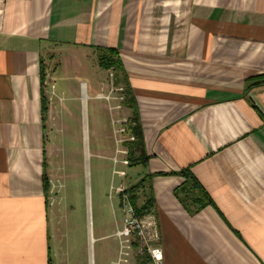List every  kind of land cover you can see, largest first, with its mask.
Instances as JSON below:
<instances>
[{"label": "crops", "instance_id": "0c3cea01", "mask_svg": "<svg viewBox=\"0 0 264 264\" xmlns=\"http://www.w3.org/2000/svg\"><path fill=\"white\" fill-rule=\"evenodd\" d=\"M109 49L138 110L146 159L127 166L142 167L130 177L147 193L139 207L154 199L139 216L158 233L150 245L164 264H264V0H0V264H79L49 206L45 64ZM122 105L117 145L118 123L134 140ZM184 171L198 186L183 188ZM122 228L111 264H151ZM80 264H98L95 250Z\"/></svg>", "mask_w": 264, "mask_h": 264}, {"label": "rangeland", "instance_id": "374dc122", "mask_svg": "<svg viewBox=\"0 0 264 264\" xmlns=\"http://www.w3.org/2000/svg\"><path fill=\"white\" fill-rule=\"evenodd\" d=\"M73 54L64 52L68 57ZM98 56L95 51L88 55L80 52L78 61L68 58L62 62L54 56L45 64L51 76L46 85L45 100L51 104V112L46 117L44 151L46 176L51 180L49 206L56 212V219H60L61 212L64 214L61 227L74 239V256L79 264L83 256L87 259L90 247L95 250L98 264H111L109 251L117 242L112 233L115 222L123 219L118 200L126 197L134 206L130 177L134 180V171L142 168L129 169L127 164L114 160L117 146L121 150L118 156L128 159L126 143L133 141L121 131L126 128L124 123L117 124L122 134L119 145L113 131V110L116 115L122 112L125 83L120 70L113 72L117 75L115 81L110 72L98 68ZM101 81L105 84L102 97L96 96ZM81 82L88 85L85 102L80 98ZM119 116L123 119L122 114ZM120 169L125 175L117 172ZM120 184L124 191L118 194ZM134 194L135 206L139 207L147 193L139 188ZM99 235L102 238L92 239ZM67 244L69 249L71 245Z\"/></svg>", "mask_w": 264, "mask_h": 264}, {"label": "trees", "instance_id": "16d2710c", "mask_svg": "<svg viewBox=\"0 0 264 264\" xmlns=\"http://www.w3.org/2000/svg\"><path fill=\"white\" fill-rule=\"evenodd\" d=\"M99 64L100 66L105 69H112L115 73L116 70H123L122 62L120 61L118 54L115 50L109 49L106 51H100L99 52ZM117 80V75L115 76ZM124 104H126L131 110H132V121L134 122L133 126L131 127V133L134 136V140L126 143L128 146V161L130 164H137V163H142L146 159L145 154H144V149H143V142H142V135H141V127L139 124V118H138V110L137 106L135 103V98L132 92L130 91L129 88H126L125 90V96H124ZM43 110L44 112L47 110V103L46 100L44 99L43 103ZM184 176L186 177V181L183 184V188L187 187H196L198 186V183L190 176L188 172L185 173L184 171ZM49 180L45 177V188L46 190L49 189ZM142 183H138L136 185H133L129 188L131 192H134L141 187ZM132 193V203L134 204V209L137 213L138 216L144 214L147 211H150V209L154 206V199L153 197L149 198L142 206L136 207V202H135V194ZM134 198V199H133ZM205 204V201L199 203V206H202Z\"/></svg>", "mask_w": 264, "mask_h": 264}, {"label": "built area", "instance_id": "2783aa9c", "mask_svg": "<svg viewBox=\"0 0 264 264\" xmlns=\"http://www.w3.org/2000/svg\"><path fill=\"white\" fill-rule=\"evenodd\" d=\"M124 164H128V159L123 161ZM121 175H125L124 171H117ZM121 186L117 187L118 194L123 192ZM123 197H125L123 195ZM121 206L123 210V228L117 231L118 237L123 238L125 246H131L137 241L145 243V250L149 253L151 258V264H164V256L161 248L150 245V242L158 239V233L156 229L150 227V224L146 220L140 218L133 205L125 197L121 200ZM142 248L139 249L142 252Z\"/></svg>", "mask_w": 264, "mask_h": 264}]
</instances>
